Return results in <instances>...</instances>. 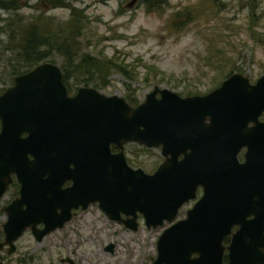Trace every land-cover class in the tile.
Here are the masks:
<instances>
[{
  "label": "water",
  "instance_id": "obj_1",
  "mask_svg": "<svg viewBox=\"0 0 264 264\" xmlns=\"http://www.w3.org/2000/svg\"><path fill=\"white\" fill-rule=\"evenodd\" d=\"M263 111L264 72L254 82L232 73L204 94L153 86L131 105L88 86L67 95L60 67L36 64L0 93V199L13 177L20 183L18 196L0 207L5 242L11 246L26 228L40 240L72 208L94 202L129 229H136L137 213L156 227L172 221L200 185L185 217L158 236L151 264H249L240 249L262 221L256 198L264 187ZM129 142L158 148L163 161L152 173L131 167ZM65 176L71 185L60 188ZM234 225L223 263L222 239Z\"/></svg>",
  "mask_w": 264,
  "mask_h": 264
},
{
  "label": "rangeland",
  "instance_id": "obj_2",
  "mask_svg": "<svg viewBox=\"0 0 264 264\" xmlns=\"http://www.w3.org/2000/svg\"><path fill=\"white\" fill-rule=\"evenodd\" d=\"M64 2L49 8L50 3L42 0H0V92L12 84L15 73L27 68L22 65L26 63L22 51L31 39L45 52L43 61L65 70L71 92L91 86L138 103L153 86L180 96L204 94L230 73L241 72L254 82L264 72V0ZM68 36L74 39L68 41ZM43 37L48 41L42 43ZM32 45V53L39 52ZM124 151L131 166L146 172L162 160L158 149L133 142L125 144ZM15 196L17 187L10 185L0 206ZM193 202L183 204L173 221L184 217ZM4 220L0 212V223ZM137 221L138 228L130 230L109 219L95 203L75 211L41 244L25 231L19 238L20 251L13 256L31 254L45 260L53 255L59 264L57 255L68 252L72 264H150L156 256V240L171 222L147 228L141 216ZM108 242L113 243L110 252L103 249ZM25 248L27 252L21 251ZM14 257L7 264H17ZM22 260L36 264L26 255Z\"/></svg>",
  "mask_w": 264,
  "mask_h": 264
},
{
  "label": "flooded vegetation",
  "instance_id": "obj_3",
  "mask_svg": "<svg viewBox=\"0 0 264 264\" xmlns=\"http://www.w3.org/2000/svg\"><path fill=\"white\" fill-rule=\"evenodd\" d=\"M82 86H84V85H82ZM82 86H79V87H82ZM5 87H7V86H5ZM4 87V88H5ZM79 87H77L76 89H75V91L74 92H71L69 89H68V87H67V95H72V94H74L76 91H77V89L79 88ZM89 87H91V86H89ZM3 88V89H4ZM3 89H2V91H3ZM94 89H96V88H94ZM1 91V92H2ZM0 92V93H1ZM264 111L258 116V119L259 120H264ZM124 147H125V145H124ZM146 149H150V148H154V147H145ZM111 149H112V151H117L118 149L117 148H115L114 146H112L111 147ZM156 149H158V148H156ZM158 151H159V153H160V150L158 149ZM246 151V147L245 146H242L241 147V149L237 152V154H236V157H237V160L238 161H240V162H242L243 161V157H244V152ZM124 154H125V151H124ZM161 155V154H160ZM125 156H126V154H125ZM161 157H162V160H161V162L163 161V156L161 155ZM126 160H127V162L129 161L128 159H127V157H126ZM160 162V163H161ZM159 163V164H160ZM129 164V163H128ZM158 164V165H159ZM130 165V164H129ZM157 165V166H158ZM131 166V165H130ZM131 167H133V166H131ZM133 168H137V167H133ZM157 168V167H156ZM155 168V169H156ZM154 169V170H155ZM153 170V171H154ZM153 171H151V172H147V173H152ZM146 172V171H145ZM64 179H62V181L60 182L61 183V185H60V188H67V187H69L70 185H71V180L70 179H68L66 176L65 177H63ZM38 183V182H37ZM10 185H14V186H16L17 187V196H18V194H19V190H20V183H18V182H15V181H12L11 183H10ZM9 185V186H10ZM9 186H8V188H9ZM259 189H260V187H258V189H256L257 191H259ZM201 194H202V187L200 186V185H198V186H196V188H195V196H194V198H192V200L194 199V202L201 196ZM59 195V194H58ZM257 199V203L259 204V203H262L263 204V208H259L258 207V209L259 210H261L260 211V213H261V216H259L260 217V219L262 220L261 221V223L260 224H258V226H257V229H256V232L255 233H252V234H250V233H248V234H246V237L248 238V243L249 244H247V246L246 247H241V249H240V251L242 250L244 253H246L247 254V261H249L250 263L249 264H264V187L262 188V190H260L259 192H258V197L256 198ZM189 200H191V199H189ZM189 200H187V201H189ZM187 201H185L183 204H185ZM194 202H193V204H194ZM97 204V206H98V202H94V203H89L85 208H82L81 206H78L77 208H72L71 210H72V212H71V217L69 218V219H71L72 218V216H73V214H75V211H77V210H85L89 205H92V204ZM58 206L59 205H63V202L60 200V202L59 203H56ZM182 204V205H183ZM192 204V205H193ZM5 205V204H4ZM182 205L177 209V210H179L181 207H182ZM3 206V205H2ZM98 208H99V210H102L99 206H98ZM189 208H191V207H189ZM189 208H187L186 210H188ZM56 210H60V208L59 207H57L56 208ZM0 212H3L2 210H0ZM103 212V211H102ZM4 214H5V220L2 222V223H4V222H6V220H7V215H6V213L5 212H3ZM104 213V212H103ZM185 213H186V211H185ZM138 216L140 217H142V215H140L139 213H137V216H136V218H135V221H136V229L138 228ZM122 217H124L123 215H122ZM130 217V216H129ZM252 217V215H250V216H248V218H251ZM124 218H126V217H124ZM183 218V217H182ZM182 218H180V219H182ZM69 219L67 220V221H65L63 224H62V226H60V227H55L54 229H52V230H50V231H53V230H56V229H59V228H62L65 224H67L68 223V221H69ZM112 220V219H111ZM178 220V219H177ZM176 221V220H175ZM165 222V221H164ZM2 223H0V264H7L8 263V261H9V259L11 258V257H14L13 256V254L14 253H17V252H19L20 251V247L18 246L19 245V238L23 235V233L25 232V231H30L31 232V234L33 235V237H34V239H33V242L34 243H38V244H41V242L43 241V237L47 234V233H50V231L49 232H47L45 235H43L42 236V238L40 239V240H37L36 239V237L34 236V234L32 233V231L29 229V228H26L23 232H22V234L17 238V239H15V240H13L12 241V243H11V246L7 243V241L5 242V238H4V234H3V232H2V228H1V224ZM122 223V222H121ZM143 223H144V219H143ZM163 224V223H162ZM124 225V224H123ZM144 225H145V223H144ZM125 226V225H124ZM146 226V225H145ZM158 226H161V225H158ZM44 226L41 224H39V225H37V227L36 228H38V229H42ZM126 227V226H125ZM147 227V226H146ZM151 227V226H150ZM127 228V227H126ZM147 228H149V227H147ZM152 228H155V227H152ZM129 229V228H128ZM135 229V230H136ZM164 229V228H163ZM163 229H162V231H163ZM238 229V226L237 225H234V226H232L231 227V229H230V232L226 235V236H224L223 237V239H222V245H223V247H224V249H223V255H222V261H223V263H227L228 261H229V257H228V253L230 252V250H229V246L231 245V243H232V234L233 233H235V231ZM130 230H132V229H130ZM160 235V234H159ZM254 235H256V238L255 239H251L252 238V236H254ZM61 241H63V240H61ZM74 241H76L77 243H79V244H81V243H83V242H81V240H79L78 238H72V242H74ZM157 241V240H156ZM64 245H67L68 246V243H67V241L65 240L64 241ZM61 246L60 245H58L57 246V249H59ZM112 248H113V243H111V242H108L107 243V245H105L104 246V250L105 251H112ZM25 251V252H27L28 251V248H25V249H21V251ZM4 253H5V255H4ZM157 253V252H156ZM23 255L25 256H28V258H33L35 261H36V264H44V263H46V264H55V259H54V256L52 255V256H50V255H48L47 257H46V259L44 260V259H40L39 257H36V256H32L31 254H22L21 256H17V257H14L15 259H16V262H17V264H26L23 260H22V257H23ZM56 257V256H55ZM156 257V256H155ZM57 262L59 263V264H72V260H70V259H68V252H66L63 256L62 255H57ZM37 259H38V261H37ZM155 259V258H154ZM154 259H153V261H154ZM152 261V262H153ZM151 262V263H152ZM150 263V264H151Z\"/></svg>",
  "mask_w": 264,
  "mask_h": 264
},
{
  "label": "trees",
  "instance_id": "obj_4",
  "mask_svg": "<svg viewBox=\"0 0 264 264\" xmlns=\"http://www.w3.org/2000/svg\"><path fill=\"white\" fill-rule=\"evenodd\" d=\"M42 1H46V2H49L50 3V5H49V8H55V7H57V6H62L65 2V0H42ZM164 1V0H163ZM67 6H68V3H67ZM74 9H72V11H73ZM180 17V14L179 13H177L176 14V19H178ZM45 37H47V36H45ZM45 37H43L42 39H40L41 41H42V43L43 42H46V41H48V39H46ZM74 38L72 37H70V36H68V41L69 40H73ZM37 41H35V42H33V40L31 39V40H29L28 42H27V44L29 45L26 49H24L23 51H22V56H23V58H24V60H25V64H22V65H26V67L27 68H25L23 71H19V72H17V73H15V70L13 71V76H15V75H18V74H21V73H23V72H26V71H28L29 69H31L32 67H34L36 64H38V63H40V62H43V60H44V58L45 57H43L42 56V54L43 53H45L39 46H38V44L36 43ZM30 43L31 44H33L32 46H35L37 49H38V51L39 52H35V53H32V51H31V49H30ZM59 42H55L54 44H58ZM26 44V45H27ZM63 44V43H62ZM65 54H68V51H66V52H64ZM61 72H62V76H63V80H64V82L66 83V78H67V73L65 72V70H63V69H61ZM12 76V77H13ZM130 104H132V105H134V104H136V103H138L137 101H129V100H127Z\"/></svg>",
  "mask_w": 264,
  "mask_h": 264
}]
</instances>
